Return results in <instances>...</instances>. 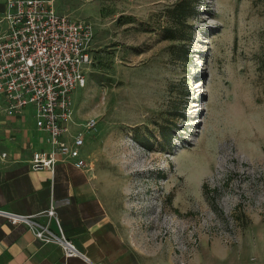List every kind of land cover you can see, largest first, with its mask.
Listing matches in <instances>:
<instances>
[{"label": "rangeland", "instance_id": "rangeland-1", "mask_svg": "<svg viewBox=\"0 0 264 264\" xmlns=\"http://www.w3.org/2000/svg\"><path fill=\"white\" fill-rule=\"evenodd\" d=\"M179 1L54 2L95 34L70 133L142 264H264V0H192L171 40Z\"/></svg>", "mask_w": 264, "mask_h": 264}, {"label": "crops", "instance_id": "crops-1", "mask_svg": "<svg viewBox=\"0 0 264 264\" xmlns=\"http://www.w3.org/2000/svg\"><path fill=\"white\" fill-rule=\"evenodd\" d=\"M7 2L0 0V35L7 29ZM6 105L0 103V211L34 217L55 234L61 229L93 264H142L90 167L79 168L71 160L53 170L33 169L32 155L49 148L46 135L37 129L31 107L10 116ZM51 208L55 217L47 215ZM0 264L86 263L66 259L57 245L41 243L27 225L0 215Z\"/></svg>", "mask_w": 264, "mask_h": 264}, {"label": "built area", "instance_id": "built-area-1", "mask_svg": "<svg viewBox=\"0 0 264 264\" xmlns=\"http://www.w3.org/2000/svg\"><path fill=\"white\" fill-rule=\"evenodd\" d=\"M6 31L0 35V103L7 115L33 109L37 129L45 133L47 151L32 155L35 170L50 169L60 162L75 160L79 168H89L82 158L84 140L70 133L73 121V94L85 88L87 71L94 64L92 24L59 14L53 0H8ZM95 119L87 123L96 129ZM5 156V155H3ZM13 224H25L44 244L57 245L64 257L80 258L93 264L60 229L15 213L0 211ZM47 215L55 217L51 208Z\"/></svg>", "mask_w": 264, "mask_h": 264}, {"label": "trees", "instance_id": "trees-1", "mask_svg": "<svg viewBox=\"0 0 264 264\" xmlns=\"http://www.w3.org/2000/svg\"><path fill=\"white\" fill-rule=\"evenodd\" d=\"M195 13L196 11L195 7L193 6L192 0H180L173 8L166 11V15L169 19L174 21L175 26L173 31H171V40H176V33L178 32L176 31L177 28H179L180 26L183 27L187 19L194 16ZM160 136L164 144H170L173 138L172 133H170L169 129H167L165 126H160ZM135 140L140 146L149 150L152 149V145L146 144L144 142V137H142L141 135H136Z\"/></svg>", "mask_w": 264, "mask_h": 264}]
</instances>
